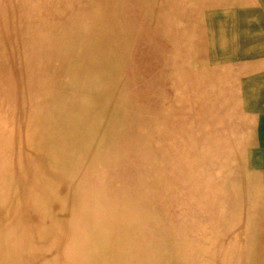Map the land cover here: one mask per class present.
<instances>
[{
    "label": "bare ground",
    "instance_id": "1",
    "mask_svg": "<svg viewBox=\"0 0 264 264\" xmlns=\"http://www.w3.org/2000/svg\"><path fill=\"white\" fill-rule=\"evenodd\" d=\"M0 264H264V0H0Z\"/></svg>",
    "mask_w": 264,
    "mask_h": 264
}]
</instances>
